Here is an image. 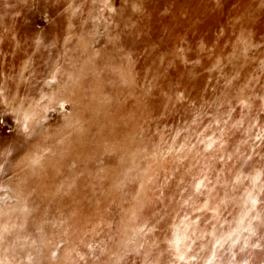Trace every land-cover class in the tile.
<instances>
[{"label":"rangeland","instance_id":"obj_1","mask_svg":"<svg viewBox=\"0 0 264 264\" xmlns=\"http://www.w3.org/2000/svg\"><path fill=\"white\" fill-rule=\"evenodd\" d=\"M0 264H264V0H0Z\"/></svg>","mask_w":264,"mask_h":264},{"label":"snow or ice","instance_id":"obj_2","mask_svg":"<svg viewBox=\"0 0 264 264\" xmlns=\"http://www.w3.org/2000/svg\"><path fill=\"white\" fill-rule=\"evenodd\" d=\"M202 185H203V181H201V182H199L198 184H196V190L197 191H199L200 190V188L202 187ZM253 203H254V201H253ZM177 243H178V241H177ZM181 259H183V257H180Z\"/></svg>","mask_w":264,"mask_h":264}]
</instances>
